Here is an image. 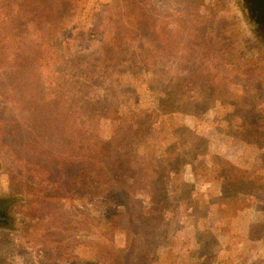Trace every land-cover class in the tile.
Instances as JSON below:
<instances>
[{
    "label": "rangeland",
    "instance_id": "374dc122",
    "mask_svg": "<svg viewBox=\"0 0 264 264\" xmlns=\"http://www.w3.org/2000/svg\"><path fill=\"white\" fill-rule=\"evenodd\" d=\"M84 3L82 22L97 28L96 39L106 36L104 23L120 19L129 25L125 36L162 43L143 50L134 45L116 54L126 55L128 63L118 68L115 79L127 83L115 88V103L110 101L120 127L127 119L124 155L142 159L140 177L145 180H140V189L145 192L137 198L150 213L157 207L165 213L160 218L165 232L153 245L159 253L157 264H264V232L257 228L264 222V185L258 182L263 172L256 171L257 163L264 169V150L251 135L246 137L247 127L242 129L243 123L256 126L258 117H264V32L241 0ZM132 11L146 29L136 38L129 24ZM7 71L0 69V124L11 128L0 136V197L14 202L6 213L10 225L0 227V264H90L76 257L85 235L93 240L98 229L88 234L79 221L101 213L75 183L80 167L62 168L50 160V153H63L62 119L50 121L46 140L44 130L34 143L26 136L20 143L7 135L16 124L28 130L21 120L27 119L26 105L12 96ZM155 75L158 83H152ZM171 82L176 87L173 99ZM109 117H101L93 127L104 140L116 134ZM116 130L122 133L124 127ZM149 132L159 137L157 144L147 138ZM246 174L256 190L243 198V186L236 191L224 177ZM68 219L76 222L75 229H67ZM48 235L56 242L54 250L45 248ZM123 241L119 235L115 242ZM71 255L75 257L66 261Z\"/></svg>",
    "mask_w": 264,
    "mask_h": 264
},
{
    "label": "trees",
    "instance_id": "16d2710c",
    "mask_svg": "<svg viewBox=\"0 0 264 264\" xmlns=\"http://www.w3.org/2000/svg\"><path fill=\"white\" fill-rule=\"evenodd\" d=\"M81 1L89 0H0V69L9 70L7 79H11L10 86L14 87L12 96L26 105L27 119L22 116L21 120L26 122L23 126L28 129L16 124L12 132L6 134H12L15 141L20 143L24 136L28 138L27 141L34 143V140L39 139L37 133L44 130L42 138L46 140L47 130L53 127L50 121L53 118L57 121L61 117L64 127L63 153L57 156L56 151L50 153V160L62 168L80 167L75 183L83 191L86 200H90L101 213L93 220L83 217L79 221L82 231L89 234L96 227L98 233L93 232V240L85 235V240L81 241L82 251L80 255L77 253L76 258H84L90 264H157L159 253L157 246L153 245L159 241V235L165 232L160 229V218L165 213H160V207H157L156 213H150L148 208L144 209V201L137 198L144 191L140 189V184H143L140 180L145 178L140 177L142 159L124 155V142L128 139L126 134L129 135L126 132L127 119L120 122L124 131L117 133L116 128L123 127L116 122L118 119L112 117L113 105L110 101L115 103V88L127 83L115 79L118 68L128 63L126 55L116 54L134 45H137L138 50H143L157 44L160 47L162 43L156 38L145 42L125 36L129 25L120 19L113 23L116 27L104 23L106 36L96 39L93 34L97 28L90 23L86 24L89 25L87 27L82 22L81 6L85 7V3L81 4ZM130 15L132 21L129 24L136 38L138 34H144L146 29L139 21V15L134 14V11ZM114 32L115 36L112 35ZM63 35L64 39H61ZM78 46L83 50L79 51ZM152 83H158L156 75ZM173 84L171 82L168 89L170 99L175 96L173 91H176V87ZM104 105L106 107L102 109ZM151 113L150 116L154 114ZM109 114L117 135L113 134L111 139L104 140L93 127L101 117L110 119ZM75 125L80 130L77 131ZM242 125V129L248 128L246 137L251 135L257 147L264 150V117H258L256 126ZM8 129L11 128L0 124V136H4ZM37 129L40 131L36 132ZM19 133L21 137H18ZM154 133L149 132L150 135H147V138L151 137L153 145L159 139ZM139 148L138 145L137 154L140 153ZM155 153L159 152L154 150ZM256 168V171L263 172L258 182L264 185V181H261L264 169H259V163ZM248 176L246 174L234 179L228 175L224 179L236 191L239 190L238 185H242L243 192L238 193L246 198L252 197V190H256V183L251 182ZM13 202L8 198L4 208ZM111 207L118 209L119 213H111ZM49 217L52 219L51 215ZM75 224L68 219L66 227L73 230ZM259 227L264 232V222ZM119 235L124 240L121 244L115 242ZM49 237L45 248L54 250L51 247H56V242L51 240L52 236ZM72 257L75 256L67 257L66 261Z\"/></svg>",
    "mask_w": 264,
    "mask_h": 264
},
{
    "label": "water",
    "instance_id": "95a60500",
    "mask_svg": "<svg viewBox=\"0 0 264 264\" xmlns=\"http://www.w3.org/2000/svg\"><path fill=\"white\" fill-rule=\"evenodd\" d=\"M249 18L258 23L260 33L264 31V0H241Z\"/></svg>",
    "mask_w": 264,
    "mask_h": 264
},
{
    "label": "flooded vegetation",
    "instance_id": "af4514ba",
    "mask_svg": "<svg viewBox=\"0 0 264 264\" xmlns=\"http://www.w3.org/2000/svg\"><path fill=\"white\" fill-rule=\"evenodd\" d=\"M256 24L259 26L258 23ZM7 199L8 198L0 197V227H8L10 225V219L6 214L8 212V208H4V204ZM11 204L9 206H11Z\"/></svg>",
    "mask_w": 264,
    "mask_h": 264
},
{
    "label": "crops",
    "instance_id": "0c3cea01",
    "mask_svg": "<svg viewBox=\"0 0 264 264\" xmlns=\"http://www.w3.org/2000/svg\"><path fill=\"white\" fill-rule=\"evenodd\" d=\"M249 223H250V224H256V223H254V222H249ZM250 224H249V225H250Z\"/></svg>",
    "mask_w": 264,
    "mask_h": 264
}]
</instances>
